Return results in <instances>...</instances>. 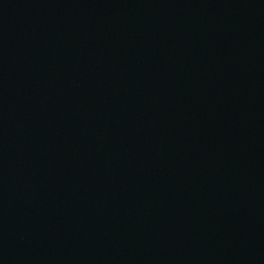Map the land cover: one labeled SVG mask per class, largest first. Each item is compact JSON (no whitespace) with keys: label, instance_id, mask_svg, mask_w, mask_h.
Returning a JSON list of instances; mask_svg holds the SVG:
<instances>
[{"label":"water","instance_id":"1","mask_svg":"<svg viewBox=\"0 0 264 264\" xmlns=\"http://www.w3.org/2000/svg\"><path fill=\"white\" fill-rule=\"evenodd\" d=\"M0 264H264V0H0Z\"/></svg>","mask_w":264,"mask_h":264}]
</instances>
